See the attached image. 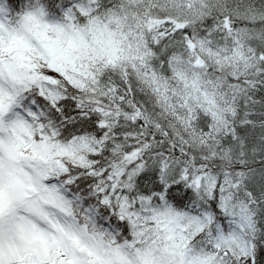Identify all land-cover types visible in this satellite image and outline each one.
Segmentation results:
<instances>
[{
  "label": "snow or ice",
  "instance_id": "6c2138e0",
  "mask_svg": "<svg viewBox=\"0 0 264 264\" xmlns=\"http://www.w3.org/2000/svg\"><path fill=\"white\" fill-rule=\"evenodd\" d=\"M0 264H264V0H0Z\"/></svg>",
  "mask_w": 264,
  "mask_h": 264
}]
</instances>
